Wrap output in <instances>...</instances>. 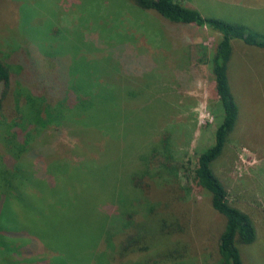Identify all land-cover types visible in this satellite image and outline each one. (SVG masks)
Wrapping results in <instances>:
<instances>
[{
	"label": "rangeland",
	"instance_id": "obj_1",
	"mask_svg": "<svg viewBox=\"0 0 264 264\" xmlns=\"http://www.w3.org/2000/svg\"><path fill=\"white\" fill-rule=\"evenodd\" d=\"M177 1L204 17L246 21L264 33V0L249 2L252 11L244 14L229 0ZM251 12L260 23L250 18ZM219 39L220 33L206 26L168 21L130 0H0L2 58L13 61L11 51L20 48L37 67L35 81H16L22 86L15 94L24 108L23 121L12 124L9 109L0 116V210L9 206L4 176L18 187L14 175L20 167L33 174L18 190L44 197L46 219L56 193L72 202L59 220L50 219L46 230L56 251L37 238L35 250L44 256L34 264L57 258L67 264L74 242L72 237L64 240L62 231L78 236L79 225H111L114 218L123 223L122 214L134 222L163 219L169 228L178 222L180 230L172 236H150L157 249L175 244L184 251V257L166 264H219L224 219L193 177L198 153L213 143L222 116L211 71ZM232 46L227 73L240 119L212 166L229 202L248 213L256 228L253 242L239 244L243 264H264V48L240 40ZM15 69L18 75L20 68ZM43 86L60 88L47 92L64 106L60 112L51 108L48 116L41 112L49 121L40 124L32 121L36 103L30 110L24 102L27 92L35 94ZM88 167L91 185L85 191L80 183L85 185ZM136 177L147 182L146 192L134 186ZM40 180L44 188L35 184ZM118 191L124 193L121 201ZM81 237L88 239L86 233ZM103 238L90 256L94 260ZM26 257L30 255L17 260L26 264Z\"/></svg>",
	"mask_w": 264,
	"mask_h": 264
},
{
	"label": "trees",
	"instance_id": "obj_2",
	"mask_svg": "<svg viewBox=\"0 0 264 264\" xmlns=\"http://www.w3.org/2000/svg\"><path fill=\"white\" fill-rule=\"evenodd\" d=\"M130 1L143 10L154 11L168 21L206 26L220 33V39L216 44L211 59V71L214 78V90L219 99L222 116L215 128L213 143L198 153L196 167L193 170V177L197 185L209 193L212 208L224 219L223 228L218 235L217 251L219 264H243L239 251V244L253 242L256 238V228L248 213L229 202L227 191L219 177L215 174L212 163L222 153L227 137L234 129L238 114V107L231 92L227 73L228 63L232 56L233 40H240L247 45L264 48V33L258 32L243 23L229 22L216 17H204L197 10L177 0ZM19 49L11 51L10 56L13 58V61H8V58H2L0 54V88L2 87L0 95V116L2 117V112H4L5 109H9L10 112L13 111V117L10 119L7 117V119L14 125L17 123V119L23 121L25 118L24 108L21 107L18 96L15 94L16 90L22 86L16 81L20 77L26 82H30V80L35 81L36 75L34 69L37 68L35 60L27 58L24 50L22 49V51H20ZM14 61L18 62L17 66V63L15 66L13 65L15 63ZM12 65L14 66L13 68ZM15 68H20L18 75L16 74ZM30 70H32V73ZM51 73L52 72H48L47 75L50 76ZM15 76L17 78L14 80ZM43 87L40 91H35V94L32 95L27 92L24 102L30 110H33L32 106L36 103L34 107H36L35 116H37V118L32 119V121L40 124L49 121H47L48 118L46 119L40 114L41 112L43 114L45 113V116H48L51 108H58L57 111L60 112L61 106H64L60 98L56 99V97L51 96L52 94L49 95L47 92L50 88V93H58L61 92L60 88L56 87V89L53 86ZM20 127L23 128L22 126ZM25 141L26 140H24V142ZM1 163L3 162L1 161ZM3 170L8 173L15 172L6 167ZM17 170H19L20 174L18 175L16 172L14 176L19 180L18 187L13 185L14 179H9L6 176H4L3 179L4 182H7V186H3L2 191L7 189L4 197L9 206L8 210H3V208L0 210V264H20V261L17 259L22 258L24 254L27 253L30 257L23 258L26 259L24 260L26 264L36 263L37 261L40 263L44 254L43 252L40 253L35 250L37 247L36 239L38 238L42 246L46 249L49 248L52 253L56 251L53 243H51L50 246L48 242L46 230L51 226L55 218L57 220L60 219V212L66 210L69 206L68 204H72V202L69 203L68 200L65 201L61 199L62 193H56L55 199L48 204L49 212L52 215L51 217L49 215L46 219L45 212L43 211L45 203L42 202L44 197L34 198L31 190H18L21 185H27V180L30 181L28 177L33 173L29 172V169L25 167H20ZM89 171L88 167L86 169V176L82 179L83 181L85 180V185L82 186L79 182L85 191H89L86 188L91 185L90 177H88ZM94 178H96V176H94ZM91 179L93 181L92 174ZM95 180H97V178ZM41 182L45 184L41 180L37 181L35 184H37V187L44 188L41 186ZM132 182L135 187L146 192L145 188L148 187L147 182L139 177L134 178ZM116 195L119 201L124 198L123 191H118ZM61 200L63 203H61ZM17 201H33V203L31 206L19 207V209L13 205ZM80 205L81 204H78L76 208L80 207ZM90 207L88 209H90ZM94 213L97 212L94 211ZM127 217L130 218L132 216L130 214H122L123 223H119L114 218L112 219L111 225H108L106 221L101 224L95 223L88 227L79 225L78 227H81L82 232L79 233L78 236H73L70 232L62 231L64 240L72 237L74 242V252L69 255L67 264H83L85 262L86 264H166L176 262L184 257V251L177 245H169L167 249H157L156 242H152L153 240L150 239L152 234L164 233L165 235L172 236L175 232L180 230L177 224L178 222L176 226L174 225L169 228L166 224L167 222L163 221V219L148 223L140 221L134 222L132 219L128 221ZM50 219H53L51 220V224ZM114 224H116V226H113ZM14 232H17L16 234L19 236H16ZM85 233L88 236L87 240H83L84 237H81ZM102 238L104 240L103 246L99 249L98 257L94 260L95 258L93 259L90 256L94 254V247L98 245L99 241L102 242ZM152 246L154 247L152 249L154 252L149 257H146V253ZM15 252L18 253V256ZM52 261L53 262L51 263L50 261L49 264L63 263L58 258Z\"/></svg>",
	"mask_w": 264,
	"mask_h": 264
},
{
	"label": "crops",
	"instance_id": "obj_3",
	"mask_svg": "<svg viewBox=\"0 0 264 264\" xmlns=\"http://www.w3.org/2000/svg\"><path fill=\"white\" fill-rule=\"evenodd\" d=\"M223 1H224V0H221V2H223ZM257 1H258V0H229V2H230L231 4L239 6L240 8H237V11H238V12H243V14H244V12L246 13V12H248V11H252V9H251V7H250V5H249V2H257ZM262 2H263V1H259V3H262ZM259 3H258V4H259ZM256 12L262 14V12H260V11H256ZM250 18L254 19L256 23H260V22H261V19H260L259 17H257L256 15H253L252 12H251ZM244 23H245V25H246V24H250V23H246V21H245ZM244 23H243V24H244ZM247 26H248V25H247ZM248 27H249V26H248ZM250 28H252V29H254V30L257 31V27H256L255 25H251ZM259 48H261V47H259ZM229 84H230V81H229ZM230 88H231V85H230ZM231 92H232V88H231ZM232 93H233V92H232ZM238 119H240V118H239V116H238V114H237V120H238Z\"/></svg>",
	"mask_w": 264,
	"mask_h": 264
}]
</instances>
